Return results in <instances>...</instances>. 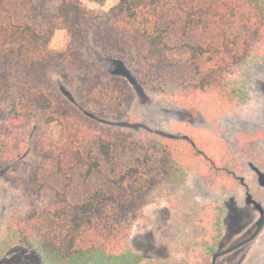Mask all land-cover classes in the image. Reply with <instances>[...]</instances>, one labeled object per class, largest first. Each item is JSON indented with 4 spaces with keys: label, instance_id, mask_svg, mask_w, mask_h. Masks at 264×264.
<instances>
[{
    "label": "trees",
    "instance_id": "16d2710c",
    "mask_svg": "<svg viewBox=\"0 0 264 264\" xmlns=\"http://www.w3.org/2000/svg\"><path fill=\"white\" fill-rule=\"evenodd\" d=\"M20 9L26 22L0 11V51H11L0 56V99L11 117L40 128L57 123L61 133L45 134L38 161L23 178L25 195L37 202L18 221L0 226L5 244L36 245L56 262L96 251L109 256L128 242L145 206L161 201L164 185L173 188L168 163L174 151H159L153 138L137 141L88 124L85 114H97L79 113L74 101L46 82L47 72L57 64L85 72L78 97L106 117L124 114L134 93L126 79L88 59L91 46L126 61L153 93L234 95V74L264 46V0H119L107 10L83 0H22ZM58 29L66 30L67 40L54 50L50 43ZM149 145L154 151L148 154ZM138 150L146 152L134 165ZM18 154L7 140L0 142V178L12 184L7 167L20 168ZM116 162L121 172L107 175L103 167ZM73 186L81 192L72 200L66 189ZM47 193L51 202L40 203Z\"/></svg>",
    "mask_w": 264,
    "mask_h": 264
},
{
    "label": "rangeland",
    "instance_id": "374dc122",
    "mask_svg": "<svg viewBox=\"0 0 264 264\" xmlns=\"http://www.w3.org/2000/svg\"><path fill=\"white\" fill-rule=\"evenodd\" d=\"M21 2L22 0H0V11L6 17L13 16L16 21L18 18L21 22H26L25 15L20 9ZM83 2L89 8L107 10L119 0ZM66 40V30L58 29L50 47L60 50L65 46ZM5 53L10 54V49H2L0 56ZM87 57L105 73L121 76L130 84L134 101L121 116L106 117L98 109L79 99L77 87L88 79L83 71L68 72L63 64H57L47 72L46 82L65 100L74 101L70 102L79 106L77 109L79 113L86 109L96 113L97 118L84 113L86 122L93 127H110L123 132L126 136H132L137 141L153 138L160 143L157 146L159 151L167 150L168 153L174 151L168 163L170 168L172 167L168 177L171 182L176 181L181 172H188L185 179L188 181V184L186 183L188 190L185 187L184 192L181 190L172 194L170 185H164L161 201L145 206L143 215L132 226L130 240L121 247L135 248L143 244L146 233L151 230L163 244L173 245L172 250L177 251L164 260L150 264H159L160 261L162 264H181L180 261L177 262L181 257L176 256L179 248L175 245L177 243L175 240L179 238L178 234L183 232L182 246L187 250V253L184 252L187 255L182 264L187 262L208 264L207 255L210 256L213 252L211 246L214 233L209 231L210 225L207 221L212 205L207 201L201 202L200 197L196 198L197 193L193 192L192 186L197 188L201 197L205 193H211L213 198L222 194L233 196L232 194L241 193L244 189L243 178H246L245 183L253 188L252 178L246 172L247 162L251 159L258 166L263 164L259 161L264 160V147L261 146L264 140V99L259 87L260 84H264V46L258 48L242 63L233 76V85L251 86L253 91L245 94L250 101L253 100L251 102L253 113L249 110L245 116L246 121H242L241 124L239 120L244 119V116L238 115L242 112L235 106L238 95L221 91L196 93L188 97L153 93L141 83L134 70L120 57L105 55L94 46H91ZM60 133L61 127L57 123L40 128L33 120L20 121L11 117L9 108L0 99V142L7 140L14 153L21 155L19 161L22 158L24 162L18 170L13 169L12 164L7 167V173L15 184L0 178V226L10 223L11 218L18 221L37 202L25 195L23 178L31 173V165H35V160L38 161L37 154L46 140L45 134L57 137ZM152 151L154 147L149 145L148 154ZM144 152L146 150H138L132 155L134 165L139 162L138 155ZM257 154L258 156L254 157ZM151 164L153 165V162ZM178 165L183 170L176 171ZM120 166V162L106 164L103 170L107 175L114 176V173L121 172ZM80 189L78 186L66 189L67 196L73 200L80 194ZM169 193L170 197L166 199ZM186 196L192 198V201L191 199L188 201ZM196 199L199 204L196 203ZM42 202L44 204L51 202L50 193L42 196L40 203ZM214 208L216 207L214 206L213 210ZM163 223L168 227L164 228ZM252 247L247 259L241 264H264V231L259 239L254 241ZM125 256L121 257L124 260L121 262V259L116 260L112 254L107 256L96 251L75 256L67 261L59 263L50 261L46 264H84L89 260L99 261V264H143L142 259L131 260ZM232 263L237 264L238 258L233 259Z\"/></svg>",
    "mask_w": 264,
    "mask_h": 264
},
{
    "label": "flooded vegetation",
    "instance_id": "af4514ba",
    "mask_svg": "<svg viewBox=\"0 0 264 264\" xmlns=\"http://www.w3.org/2000/svg\"><path fill=\"white\" fill-rule=\"evenodd\" d=\"M259 87L264 99V84H260ZM250 92H253L251 86H241L237 87V90L234 93L235 96L238 95L236 97L237 102L235 103V106L241 109L242 112V114L239 113L238 115L244 116V119L239 120L240 124L242 123V121H246L245 116L248 115L246 113L249 112V110L253 113V109L251 106V102L253 100L250 101V99L245 96V94ZM262 143L263 144L261 146L264 147V140ZM257 156L258 154L254 157ZM259 163L263 164L257 166L251 159H249L247 162L246 172L252 178L251 181L253 188L247 185L245 183L246 178H243V191L238 194H232L233 196L222 194L213 198L211 193H205L201 197L200 192H197V188H194L191 185L193 192L195 194L197 193L196 198L200 197L201 202L207 201L210 205H212L211 210H209V217H207L208 224L210 225L209 231L214 233V236L212 237L213 243L211 246V248H213V252L210 254V256L207 255L208 264H213V259L217 252L235 246L247 237L251 236L258 227L259 223L264 219V160L259 161ZM176 169V171L183 170L179 165L176 167ZM187 175L188 172H181V178L179 176L176 181L172 182V194L181 192V190L184 192L185 187L187 188L186 183L188 184V181L185 180ZM170 194L171 193L168 194L166 199H169ZM181 197L183 198L184 195ZM190 199L192 201V198ZM190 199L188 198L187 200L189 201ZM198 202L199 201L197 200L196 203L199 204ZM214 206L216 208H214L213 210ZM167 216L169 218L168 214ZM164 223L162 224L163 226H165L164 228L168 227V225H165ZM178 226L180 225L178 224ZM175 231L177 234L179 233L178 228H176ZM263 231L264 228L250 242L242 244L224 254L219 255L216 258L215 264H233L232 260L235 258H238L237 264H241L242 262H244V260H246L248 257L250 249L253 248L252 244L255 240L259 239ZM163 232L165 233V231ZM182 234L183 232L179 233V238L175 240V243L177 242L175 245H177L179 248V252L176 253V256H178V258L181 257V259L177 262L180 261L181 264L183 260L185 261L187 255H185L184 253H187V250L182 246ZM207 238L209 242L208 235ZM1 247L2 246H0V249ZM175 251L177 250H172V247L169 248L168 245L163 244L162 241L157 238L155 233L150 230L146 233L143 244L135 248H131L129 246L118 247L117 249H115L112 255L116 258V260H120L121 257L126 255L125 257L131 260L142 259L143 264H150L152 262H156L157 260H164L165 258H167V256L174 254ZM50 261L56 262L54 260L48 259L47 256L40 251L38 246L23 245L20 242H11L7 245L4 244L3 251L0 255V264H46ZM121 262H124V260L121 259ZM161 262L162 261L158 263L162 264ZM84 264H99V262ZM183 264L190 263L187 262Z\"/></svg>",
    "mask_w": 264,
    "mask_h": 264
},
{
    "label": "water",
    "instance_id": "95a60500",
    "mask_svg": "<svg viewBox=\"0 0 264 264\" xmlns=\"http://www.w3.org/2000/svg\"><path fill=\"white\" fill-rule=\"evenodd\" d=\"M263 228H264V219L259 223L258 227L256 228V230L253 232V234H252L251 236L247 237L246 239H244V240L241 241L240 243L236 244L235 246H232V247H230V248H228V249H225V250H222V251H220V252H217V253L215 254V256H214L213 264H215V262H216V258H217L219 255L224 254V253H226V252H228V251H230V250H232V249H234V248H236V247H238V246H240V245H242V244H245V243L250 242L251 240H253V239H254V238H255V237L261 232V230H262Z\"/></svg>",
    "mask_w": 264,
    "mask_h": 264
},
{
    "label": "crops",
    "instance_id": "0c3cea01",
    "mask_svg": "<svg viewBox=\"0 0 264 264\" xmlns=\"http://www.w3.org/2000/svg\"><path fill=\"white\" fill-rule=\"evenodd\" d=\"M155 203V202H154ZM152 204V203H151ZM150 205V204H149ZM0 229H1V227H0ZM131 233H132V230H131ZM5 233L2 231V230H0V246H2L1 247V249H0V255H1V253H2V251H3V246H4V244H5ZM131 238V235H130V237H129V239ZM129 241V240H128ZM169 246V248L170 247H172L173 245H168Z\"/></svg>",
    "mask_w": 264,
    "mask_h": 264
}]
</instances>
